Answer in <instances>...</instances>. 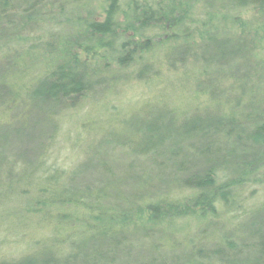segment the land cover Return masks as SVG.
I'll use <instances>...</instances> for the list:
<instances>
[{"label": "trees", "instance_id": "16d2710c", "mask_svg": "<svg viewBox=\"0 0 264 264\" xmlns=\"http://www.w3.org/2000/svg\"><path fill=\"white\" fill-rule=\"evenodd\" d=\"M92 1L0 0V178L3 170L19 177L0 181V196L24 199L25 219L53 243L39 262L2 253L0 263L57 264L78 254V264H264V111L246 114L248 122L220 110L219 120L183 123L194 115L177 107L191 104L204 117L211 106L199 91L203 99L158 102L138 119L137 139L115 145L131 151L127 165L103 157L110 147L102 140L90 153L97 164L69 170L48 161L60 113L100 87L109 95L128 84L148 85V96L162 90L180 74L176 63L198 61L213 37L246 41L230 30L244 12L261 14L264 33V0H104L101 21ZM37 52L56 57L26 84L17 77ZM251 53L255 66L264 61ZM197 239L212 244L198 248Z\"/></svg>", "mask_w": 264, "mask_h": 264}, {"label": "rangeland", "instance_id": "374dc122", "mask_svg": "<svg viewBox=\"0 0 264 264\" xmlns=\"http://www.w3.org/2000/svg\"><path fill=\"white\" fill-rule=\"evenodd\" d=\"M91 4L92 18L98 21L103 20L105 1L93 0ZM89 12L85 11L84 16L90 18ZM260 20V13L253 11L244 12L237 24L230 25V30L232 34L237 36L241 37L243 35L245 39L247 38L246 41L234 39V41L229 39L221 41L218 37H213L208 44L207 50L206 48L199 49L198 61L195 60L194 62L188 58L185 64L183 62L180 64L176 63L175 67L178 68L180 74L171 76V79L165 83L162 90L152 91L149 93L150 96L146 95L150 88L146 84L138 87L128 84L120 87L117 94L110 95L111 91L109 89L100 87L94 92V95L90 96L89 100L79 103L77 108L64 114L60 113L58 115L60 116L58 120L60 123L56 124L61 126L62 129L58 136L59 141L56 143V150L49 152V165L56 163L61 167H66L71 163L69 170H75L80 166L97 164L101 157H94L90 153L93 151L92 147H98L100 140L107 143L110 147L100 151L103 157L106 154L112 156L115 162L122 160L123 164L127 165L126 159L129 160V155L133 156L131 151H129V155H126L122 147L115 145L125 144L128 143L127 141H135L137 139L136 127L139 123L138 119L146 115L148 110L153 109L158 102L167 103L168 101H173L174 103V101L178 100V96L187 103L188 100L203 99V95L198 94L199 91L205 92V101L211 106H209L204 117L199 116L202 113H196L191 108V104L177 107L179 112L182 110L185 113L188 112L189 115H194L184 120L183 123L187 121L189 123L191 120L200 122L210 117L212 119L220 118V110H225L226 115L229 116L234 113V117L238 120L248 122L249 118L245 116L246 114L254 111H264V61L261 60L255 66L251 60L252 48L256 50L257 54L264 56V33L258 30ZM248 42L251 43L250 46ZM220 43L223 46L218 48V51H215V47H218ZM220 51L221 53L223 52L222 58L217 55ZM55 55L56 53L54 55L42 52L35 53L36 60L28 59L29 62L25 68V74L17 78L26 80V84L38 81L39 79L34 81V77L42 74L39 71L42 65L49 60H54ZM27 57L31 58L33 56ZM233 58H235V64L234 66H229ZM223 65H227V67ZM182 66L184 67V72L181 74ZM202 72L207 76L203 77ZM149 86H152V84ZM159 95L164 98L159 97ZM166 97L169 100L165 99ZM112 105L119 108L118 113H107L108 108ZM56 111L61 112V109ZM224 120H227V117ZM124 125L126 129H124ZM50 132L54 133V129ZM116 152L119 154L118 157ZM240 167L241 165L238 164L229 168L230 170H237ZM36 177V175H32L28 178L35 179ZM15 178L19 177L7 175L5 170H3L0 181L11 182ZM253 191H256V188ZM25 203L24 199H19L16 195H11L9 198L0 196V231H2L0 237V244H2L0 246V260L4 259L2 253L10 256L8 258L10 260L22 259L24 254L29 253L30 255L27 257L30 260L29 262H39V259L46 256V252L53 247L52 241L43 237H48L49 230L42 229L41 225L29 224L27 219H25ZM78 228L81 233H84L80 236L84 239L86 237V227L81 225ZM174 232L176 233V229ZM215 232L216 230L213 229L211 233L214 235ZM161 233L163 238H166V232L162 231ZM11 238L14 239L12 243H10ZM82 238L77 239L74 244L81 246L80 240ZM207 238L208 234L202 239L206 240ZM213 238L215 237L212 236L210 241ZM181 240L184 239L181 238L178 241ZM4 241L8 243H4ZM197 241L199 240L197 239ZM210 241L200 240L196 243V247L203 248ZM181 248V246H177V249ZM2 261L0 264L5 263V261ZM53 262L57 264H78L80 260L78 259V254H74L69 255L65 259L53 260Z\"/></svg>", "mask_w": 264, "mask_h": 264}]
</instances>
